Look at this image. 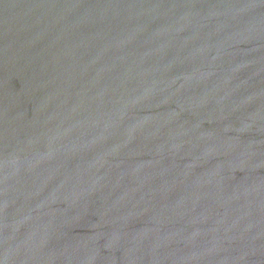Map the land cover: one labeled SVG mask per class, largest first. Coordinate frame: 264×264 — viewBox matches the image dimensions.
<instances>
[{
    "label": "water",
    "instance_id": "95a60500",
    "mask_svg": "<svg viewBox=\"0 0 264 264\" xmlns=\"http://www.w3.org/2000/svg\"><path fill=\"white\" fill-rule=\"evenodd\" d=\"M0 264H264V0H0Z\"/></svg>",
    "mask_w": 264,
    "mask_h": 264
}]
</instances>
